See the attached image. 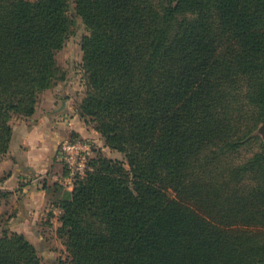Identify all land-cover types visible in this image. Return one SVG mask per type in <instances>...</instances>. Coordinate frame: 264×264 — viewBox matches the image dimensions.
<instances>
[{
	"label": "trees",
	"instance_id": "16d2710c",
	"mask_svg": "<svg viewBox=\"0 0 264 264\" xmlns=\"http://www.w3.org/2000/svg\"><path fill=\"white\" fill-rule=\"evenodd\" d=\"M77 22V113L125 161L53 184L59 264H264V0H0V157ZM12 226L0 264H43Z\"/></svg>",
	"mask_w": 264,
	"mask_h": 264
},
{
	"label": "crops",
	"instance_id": "0c3cea01",
	"mask_svg": "<svg viewBox=\"0 0 264 264\" xmlns=\"http://www.w3.org/2000/svg\"><path fill=\"white\" fill-rule=\"evenodd\" d=\"M68 86L64 80L44 90L30 118H13L11 143L0 157V233L3 223L11 221L13 231L25 234L36 246L39 240L43 248L49 240L45 232L54 234L60 224L53 184H60L65 168L58 144L79 136L98 141L102 150L108 148L93 124L77 113L84 87L74 94Z\"/></svg>",
	"mask_w": 264,
	"mask_h": 264
},
{
	"label": "rangeland",
	"instance_id": "374dc122",
	"mask_svg": "<svg viewBox=\"0 0 264 264\" xmlns=\"http://www.w3.org/2000/svg\"><path fill=\"white\" fill-rule=\"evenodd\" d=\"M84 33V26L80 22H77L74 26L73 32L69 34L68 38L64 42L63 47L59 49L56 53L57 63L65 71L66 74V80L69 85L68 90L73 93L76 92V90L78 91L80 88L84 87L83 70L81 68L82 51L80 47L81 36ZM259 133L264 136V133ZM91 140H93L94 142L95 149H99L106 156L115 157V155H117L116 158L125 161L122 153L115 150L110 151L108 148L102 150V145H100L98 141H95L94 139ZM249 152L250 148H247L242 152V155L249 154ZM6 201L7 199H5L3 203ZM45 233L47 236H49V240L44 248L42 243L37 240V247L41 255L44 256L42 258L43 264H59L60 260H66L67 251L65 249V245L62 243V240L57 236L56 232H54V234L51 232Z\"/></svg>",
	"mask_w": 264,
	"mask_h": 264
},
{
	"label": "built area",
	"instance_id": "2783aa9c",
	"mask_svg": "<svg viewBox=\"0 0 264 264\" xmlns=\"http://www.w3.org/2000/svg\"><path fill=\"white\" fill-rule=\"evenodd\" d=\"M95 150L93 140L84 137L65 138L58 144V155L64 164L65 173L59 182L67 189H72L77 179L91 168L90 158Z\"/></svg>",
	"mask_w": 264,
	"mask_h": 264
},
{
	"label": "water",
	"instance_id": "95a60500",
	"mask_svg": "<svg viewBox=\"0 0 264 264\" xmlns=\"http://www.w3.org/2000/svg\"><path fill=\"white\" fill-rule=\"evenodd\" d=\"M260 132L264 133V124L260 126Z\"/></svg>",
	"mask_w": 264,
	"mask_h": 264
}]
</instances>
